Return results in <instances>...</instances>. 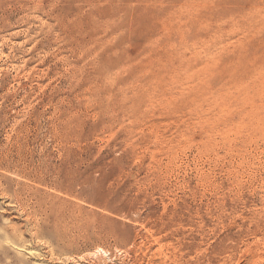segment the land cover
<instances>
[{"label":"rangeland","instance_id":"obj_1","mask_svg":"<svg viewBox=\"0 0 264 264\" xmlns=\"http://www.w3.org/2000/svg\"><path fill=\"white\" fill-rule=\"evenodd\" d=\"M0 264H264V0H0Z\"/></svg>","mask_w":264,"mask_h":264}]
</instances>
